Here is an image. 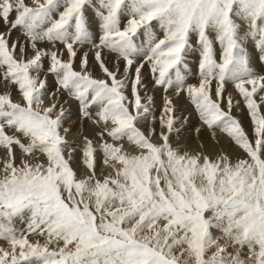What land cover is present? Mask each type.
<instances>
[{
	"label": "snow or ice",
	"instance_id": "obj_1",
	"mask_svg": "<svg viewBox=\"0 0 264 264\" xmlns=\"http://www.w3.org/2000/svg\"><path fill=\"white\" fill-rule=\"evenodd\" d=\"M0 25V264H264V0H0ZM184 99L243 155L173 145Z\"/></svg>",
	"mask_w": 264,
	"mask_h": 264
},
{
	"label": "bare ground",
	"instance_id": "obj_2",
	"mask_svg": "<svg viewBox=\"0 0 264 264\" xmlns=\"http://www.w3.org/2000/svg\"><path fill=\"white\" fill-rule=\"evenodd\" d=\"M87 14H89L88 15L89 19H87V23H88V26L90 28V31H93V32L98 31V24L96 23V18L94 17L93 12L89 11ZM193 39H194V36L192 38V43H193V45H195L196 41H194ZM139 40H140V38L137 39V42H140ZM246 47H247V50L249 52L250 57H255L257 55V53L253 47V44L251 42H246ZM197 56L199 57L198 50H193L189 53V55L187 57L186 62H187L189 67L187 70V77L186 78H187L188 83H193V84L197 83V80H198V60H199V58H197ZM149 76L151 77V75H149ZM147 85H151V84L148 83ZM158 91H161V90H158ZM147 93H149L151 96L153 95L154 99H156V100H157V97L159 96L156 93H153L152 90H150V89L147 90ZM184 100H181L179 102L180 105L178 104L176 115L178 117H185L186 116V117H188V120H187V122H185L183 119H181L180 123H178L176 125V127H178V128L183 125V128H182V131L179 133L178 136L175 134L172 135L171 140H172L173 145H176L177 143H179L182 146H186L191 151H197V150H199V145L203 144L205 146V150L209 154H214V152L216 151V148H218L219 146H223L229 152V154L232 156L243 155V153L240 150H238L234 144L230 143V141L225 136H221L220 145H215V141H212L210 139L209 134L207 132H202L200 134V139L197 140L196 133H195L194 129L199 126V120H198V117L195 114L191 104L190 103L184 104V102H183ZM161 103L162 102L160 101V98L157 101H155L156 105L155 104L154 105L157 107L154 108V111L156 112V115H159L158 109H159ZM70 105H71V103H70ZM75 105H71V108L69 109V119L71 118L70 121L73 122L72 125L76 130L77 138L73 137V131H72L71 134L67 137V139L69 140L70 143L71 142L74 143L73 144L74 147L81 145L83 136H88L89 138H92L95 142L97 139L95 134H96V132L99 131V129H97L94 125H92L90 121H83L82 122L80 115L76 114ZM181 105H185V106H181ZM71 113H73V114H71ZM234 114L237 117H248L246 110L245 111H235ZM193 122L195 123V127L191 128V125L193 124ZM70 125H71V123H70ZM139 126L141 128L145 127L143 122H141ZM186 127H189V128H186ZM185 130H187V131L184 132ZM214 145H215V147H214ZM74 155L76 156V161L73 163L72 166L76 170L78 176H82L85 170L80 166V163H79L80 153L76 152ZM102 169H103L104 174H107L110 171V169L104 168L102 161H100L98 159L97 164H96V171H97L98 175L101 174ZM16 226L19 228V227H22L23 225H21L17 221ZM0 243H3V242L0 241Z\"/></svg>",
	"mask_w": 264,
	"mask_h": 264
},
{
	"label": "rangeland",
	"instance_id": "obj_3",
	"mask_svg": "<svg viewBox=\"0 0 264 264\" xmlns=\"http://www.w3.org/2000/svg\"><path fill=\"white\" fill-rule=\"evenodd\" d=\"M89 11H91L90 9H89ZM88 10H87V12H86V16H87V19H89V14H87L88 12H89ZM0 30L1 31H4L5 29H4V27H3V25H0ZM155 31L157 32V34H160L159 33V28H158V25L155 27ZM12 35H14L13 37L14 38H16L15 36H18L19 35V33L18 32H16V31H14L13 33H12ZM194 41H196V38H195V36H194V39H193ZM140 41V40H139ZM139 43V42H138ZM197 58H199L198 56H197ZM110 67L112 66L111 64L109 65ZM44 67H45V69L47 68V61H45V64H44ZM149 75H151L149 72H147V70H145V73H144V83L147 85L148 83L149 84H151L150 83V80H151V77L149 76ZM148 86V88H147V90L148 89H150V90H152V92L153 93H156L157 95H159L158 97L160 98V101L162 102V96H163V91H162V89H155V88H153V86L152 85H147ZM152 86V87H151ZM158 90H161V91H158ZM160 92V93H159ZM148 95H150L149 93H147ZM142 95H143V93H142ZM153 96V95H152ZM157 97V100L159 99ZM14 98H15V95H14ZM155 101H157L156 99H154ZM184 104H189V102L185 99L184 101ZM71 105H75V103L73 102V103H71ZM71 105L69 104V105H66V107L68 108V109H70L71 108ZM156 105V104H155ZM154 105V108L155 107H157V106H155ZM180 105V104H179ZM70 106V107H69ZM181 106H185V105H181ZM75 107H76V114H79V111H78V106L77 105H75ZM74 107V108H75ZM234 113H235V110H234ZM233 113V114H234ZM71 114H73V113H71ZM235 115V114H234ZM77 117V116H76ZM186 117V116H185ZM239 118V120L241 121V123H242V125H243V127H244V129L249 133V135H251V124H250V118L249 117H238ZM71 120V118L66 122V126H69L70 125V123H71V125H70V127L72 128V131H73V137L74 138H77V136H76V130H75V128L73 127V122L72 121H70ZM69 124V125H68ZM193 127H195V123L193 122V124L191 125V128H193ZM186 128H189V127H186ZM187 130H185L184 132H186ZM72 144H74L73 142H71ZM77 153H80L79 151H77Z\"/></svg>",
	"mask_w": 264,
	"mask_h": 264
}]
</instances>
